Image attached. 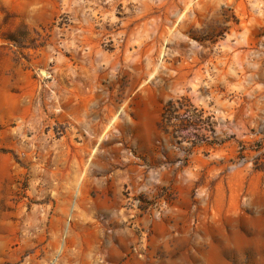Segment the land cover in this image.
<instances>
[{"label":"rangeland","instance_id":"374dc122","mask_svg":"<svg viewBox=\"0 0 264 264\" xmlns=\"http://www.w3.org/2000/svg\"><path fill=\"white\" fill-rule=\"evenodd\" d=\"M0 264H264V0H0Z\"/></svg>","mask_w":264,"mask_h":264},{"label":"trees","instance_id":"16d2710c","mask_svg":"<svg viewBox=\"0 0 264 264\" xmlns=\"http://www.w3.org/2000/svg\"><path fill=\"white\" fill-rule=\"evenodd\" d=\"M171 104V103H170Z\"/></svg>","mask_w":264,"mask_h":264}]
</instances>
